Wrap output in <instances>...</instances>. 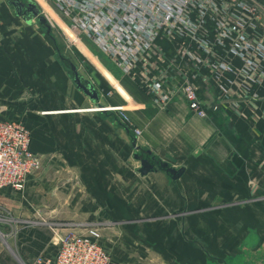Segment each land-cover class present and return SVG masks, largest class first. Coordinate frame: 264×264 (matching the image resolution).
Listing matches in <instances>:
<instances>
[{"label": "crops", "instance_id": "obj_1", "mask_svg": "<svg viewBox=\"0 0 264 264\" xmlns=\"http://www.w3.org/2000/svg\"><path fill=\"white\" fill-rule=\"evenodd\" d=\"M240 16L237 9L211 12L191 34L158 39L128 69L107 53L109 59L94 55L95 73L86 79L98 90L96 102L73 84L71 98L68 73L31 35L35 27L25 22L31 31L12 33L19 49L4 48L10 46L5 41L0 45V93L26 87L43 94L36 109L46 117L41 134L31 131L32 151L61 153L97 201L95 209L85 202L77 220L133 223L126 231L158 257L121 264H215L218 254L222 261L240 254L246 241H254L256 258L264 244V203L206 212L264 194V37L248 20L239 29ZM20 19L0 0V33L10 39L22 26ZM186 84L197 92L205 117L190 110L182 93ZM72 99L76 104H68ZM103 106L124 107L128 124L116 111L98 110ZM8 109L0 106V119H12ZM134 141L151 153L144 158L152 163L183 169L180 177L174 180L159 165L142 175L137 155L143 151ZM14 191L3 189L0 196ZM21 206L30 204L23 198ZM249 209L251 222L245 225L238 216ZM53 210L32 205L26 212L52 217ZM49 247L50 241L26 255L54 256L57 248L52 253Z\"/></svg>", "mask_w": 264, "mask_h": 264}, {"label": "rangeland", "instance_id": "obj_2", "mask_svg": "<svg viewBox=\"0 0 264 264\" xmlns=\"http://www.w3.org/2000/svg\"><path fill=\"white\" fill-rule=\"evenodd\" d=\"M22 1L26 4L28 2L36 4L40 10L39 15L46 19L47 24H42L38 16H28L32 22L27 25L35 27L34 30L37 31L36 34L33 29L26 25L27 22L24 19H20V24H22V26H20V29L17 31H11L10 39L6 38L7 34L4 36L0 33V45L5 41L10 46L4 48L19 49L16 43L17 41L12 38V33L16 32V35L19 36L18 32L31 29V35H34L41 41L40 45L46 49V52L52 54L57 63L63 66L68 73L71 81L70 96L73 98L75 89L72 84L77 86L74 81V72L68 62L62 61V57L77 66L80 76L83 78V81L86 82L89 80L86 79L87 75L91 78V71L95 73L94 55L101 54L107 59H109V56L107 55V57L106 52L95 45L92 39L83 32L78 23L74 22L73 18L60 11L53 0ZM48 28L50 29V33L47 37H44L42 33L47 32ZM20 35L22 36V33H20ZM50 38H52V40ZM39 49L41 50L43 48L39 47ZM21 50L25 52L23 48ZM6 80L5 82L7 84L10 80L9 78ZM89 81L92 82V80ZM10 90L9 93L7 91L5 94L4 92L0 93V106L9 107L7 118H12L13 120L2 118L0 119V123L15 121L21 124L30 134L31 149V131L34 133L39 131L41 134L40 130L44 127L42 120L46 116L43 115L41 110L39 111L36 109L37 105H40L43 99V94L35 93L26 87L20 88V91H15L14 89ZM54 104L64 105L63 102H55ZM68 104H76V102L72 99ZM95 107L98 106L95 105ZM15 118L19 120H14ZM21 121L24 122L22 123ZM35 154L39 158L40 165L28 177L24 189L3 193V195L0 196V264L43 263V258L48 256L47 254L43 257L38 256L36 258H29V256L26 255V252L29 249L31 250V246L27 244V242H23L20 237V233L25 230L37 229L42 231L44 236L50 239L49 249L53 250V253L57 248L60 236L82 233L89 226H95L100 230L102 242L111 251L113 264L129 262L145 263L152 260L158 261V257L151 255V252L142 244V241L131 237L126 231V227L131 229L130 224L133 223L112 220H77V214L83 212V208L86 209V206H84L85 202L90 204L92 209H95L93 202L96 203L97 201L93 197V193L83 188L77 168L69 165L68 160L63 158L61 153L54 152L52 155L45 153H43V155L39 153ZM29 192L31 193L30 196L28 195ZM257 196L258 197H245V199L236 201L234 204L228 203L209 206L206 212L226 211L235 205H237V207L245 206L251 202L264 203V194ZM23 198L27 199L30 207H32V205L42 206L44 211L47 208H54V215L52 217L46 215H36L35 217L27 216L26 210L30 207L21 206ZM43 201L47 205L46 208L45 205H38V202L42 203ZM250 210L251 209L246 211L245 216H238L245 220V225L251 222L247 217ZM237 218L232 222L234 227H236L234 224ZM233 239L235 240L234 237ZM253 243L254 241H251V243L246 241L244 246H242L245 248L246 252L242 254V248L239 250L240 254L230 253L228 258L225 257L227 262H229V264H264V244L256 251L258 256L254 258L255 250L251 247ZM218 257L221 258L222 254H218ZM260 259L263 260L261 263L259 261ZM214 263L218 264L216 261Z\"/></svg>", "mask_w": 264, "mask_h": 264}, {"label": "built area", "instance_id": "obj_3", "mask_svg": "<svg viewBox=\"0 0 264 264\" xmlns=\"http://www.w3.org/2000/svg\"><path fill=\"white\" fill-rule=\"evenodd\" d=\"M56 7L73 18L96 46L128 69L142 53L158 39L175 35L185 37L200 28L211 12H241L247 25L260 29L264 37V0H53ZM253 27V28H254ZM245 41L243 35L239 38ZM238 49L234 50L238 53ZM182 93L190 110L200 117L207 115L192 85ZM110 95V93H109ZM99 110L101 108H98ZM120 113L128 124L123 107H110ZM128 126V125H127ZM138 134V130L134 129ZM40 165L30 149V134L19 123H0V191L23 190L28 177ZM42 264H113L111 251L103 244L102 234L95 226L82 233L60 236L56 254L44 257Z\"/></svg>", "mask_w": 264, "mask_h": 264}, {"label": "water", "instance_id": "obj_4", "mask_svg": "<svg viewBox=\"0 0 264 264\" xmlns=\"http://www.w3.org/2000/svg\"><path fill=\"white\" fill-rule=\"evenodd\" d=\"M7 3L9 5H11L17 16L21 17L22 19H24L27 23H31V19H29L28 16H35V17H39V21L46 25V19L43 16H40V10L38 9L37 5L32 3V2H28L27 4L25 2H23L22 0H6ZM50 33V29L48 28L47 32H43L42 35L44 37H47L48 34ZM52 40V38H50ZM62 61L64 62H68L72 71L74 72V81L75 84L77 85V88L79 90H82L84 92L85 95H87L88 97H90L91 100L93 101H98L99 100V93L98 90L95 86L94 83H92L91 81H83V78L80 76L79 71L77 66H75L73 63H70L66 58L62 57ZM91 73L93 74V72L91 71ZM133 145L135 146V148H137L138 151L141 150L140 146H136V141L133 142ZM143 151L142 154L137 155V159L140 160L141 162V168H140V173L142 175H146L147 173H149L150 171L155 170L156 165H159L160 168H162L163 170H165L168 174L171 175V177L176 180L180 177L181 173L183 172V169H174L173 167H170L167 163H162V162H156V163H152L151 160H153V158L150 160L149 158H144V154L151 156V153L149 151ZM214 261H216L218 264L219 262H222V264H229L227 261H222V258H217L214 257Z\"/></svg>", "mask_w": 264, "mask_h": 264}, {"label": "trees", "instance_id": "obj_5", "mask_svg": "<svg viewBox=\"0 0 264 264\" xmlns=\"http://www.w3.org/2000/svg\"><path fill=\"white\" fill-rule=\"evenodd\" d=\"M20 237L23 242H29V245L32 248L41 251L45 245L50 241L48 237H45L42 231L37 229L25 230L20 233ZM30 250V249H29Z\"/></svg>", "mask_w": 264, "mask_h": 264}, {"label": "bare ground", "instance_id": "obj_6", "mask_svg": "<svg viewBox=\"0 0 264 264\" xmlns=\"http://www.w3.org/2000/svg\"><path fill=\"white\" fill-rule=\"evenodd\" d=\"M107 108H108L107 106H105V107H101L100 111H108ZM96 109H97V108H96ZM123 109H124V107H123ZM98 110H99V109H98Z\"/></svg>", "mask_w": 264, "mask_h": 264}]
</instances>
